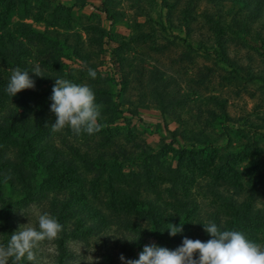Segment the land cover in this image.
Here are the masks:
<instances>
[{"label":"rangeland","instance_id":"rangeland-1","mask_svg":"<svg viewBox=\"0 0 264 264\" xmlns=\"http://www.w3.org/2000/svg\"><path fill=\"white\" fill-rule=\"evenodd\" d=\"M17 67L42 77L11 97ZM56 78L94 90L99 133L51 129ZM7 122L32 153L0 130V245L48 212L63 231L42 264H122L264 216V0H0ZM244 235L264 245V221Z\"/></svg>","mask_w":264,"mask_h":264},{"label":"clouds","instance_id":"clouds-1","mask_svg":"<svg viewBox=\"0 0 264 264\" xmlns=\"http://www.w3.org/2000/svg\"><path fill=\"white\" fill-rule=\"evenodd\" d=\"M30 73L40 76V68L31 72L17 67L12 71L6 86L11 97L25 90L34 89L35 81ZM91 79L97 72L88 69ZM52 89L50 111L56 117L51 125L53 131L69 129L76 135H92L101 131L102 105L97 102L94 90L86 83L77 84L69 79L56 78ZM37 226L32 221L21 225L10 235L6 244L0 245V264H42L38 253L44 242L55 241L63 231L62 224L48 212H37ZM169 236L175 237L183 232L184 223H168ZM202 225L210 237L207 241L187 237L175 250L158 244L143 247L137 259H126L121 255L122 264H264V245L249 240L244 233L235 229H224L215 222ZM127 240V239H125ZM129 241V240H127ZM132 242V241H129Z\"/></svg>","mask_w":264,"mask_h":264},{"label":"trees","instance_id":"trees-1","mask_svg":"<svg viewBox=\"0 0 264 264\" xmlns=\"http://www.w3.org/2000/svg\"><path fill=\"white\" fill-rule=\"evenodd\" d=\"M108 14V13H107ZM43 120V119H42ZM42 120H38L37 124H38V128H44L42 127ZM4 128V130L10 132V133H15L17 135H19V137L21 138V145L23 146V148H25L28 152L32 153L31 149H32V143L30 140V136L27 133L28 131H26L25 129H23L21 126H16L14 123H10L7 122V124L3 127L2 125L0 126V130ZM199 143H204L203 144H208V141H206L205 139H198ZM260 186V184H259ZM144 208V207H143ZM153 212V211H151ZM264 221V216H262L260 213L256 214V215H249V214H244V215H240V214H236L235 215V219L234 222L231 223L232 224V229L235 230H239L242 233H245L247 231V229L251 226H254L257 223H262Z\"/></svg>","mask_w":264,"mask_h":264}]
</instances>
